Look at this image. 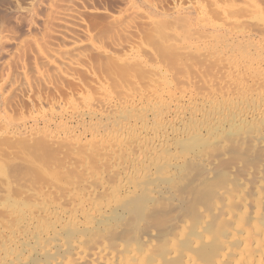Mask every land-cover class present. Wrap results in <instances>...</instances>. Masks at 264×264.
I'll list each match as a JSON object with an SVG mask.
<instances>
[{
  "label": "bare ground",
  "instance_id": "obj_1",
  "mask_svg": "<svg viewBox=\"0 0 264 264\" xmlns=\"http://www.w3.org/2000/svg\"><path fill=\"white\" fill-rule=\"evenodd\" d=\"M22 1L0 0L1 134L42 126L50 143L80 154L90 136L85 150L101 166L84 167L87 200H75L78 187L64 200L69 210L33 225L15 216L0 235V264H264V194L202 192L220 176L264 189V16L242 15H264V0H176L169 12L153 3L152 14L122 0L129 8L112 17L117 32L127 37L139 15L155 26L153 44L110 42L113 50L83 26L78 8L89 0ZM88 50L109 61L110 76L94 94L48 100L43 92ZM32 97L50 113L13 118Z\"/></svg>",
  "mask_w": 264,
  "mask_h": 264
},
{
  "label": "rangeland",
  "instance_id": "obj_2",
  "mask_svg": "<svg viewBox=\"0 0 264 264\" xmlns=\"http://www.w3.org/2000/svg\"><path fill=\"white\" fill-rule=\"evenodd\" d=\"M21 1L22 0H20V2ZM147 1L149 0H133V2L136 5H138L139 9L142 12L145 13L147 12L150 14L154 12L153 7H155V9L158 11L156 6L159 8V11L169 12L175 6L174 2H176V0H152V1L150 0L152 3L150 1L148 3ZM218 1L221 4L225 0H218ZM177 2L180 1L177 0ZM184 2L185 0H183L180 3L185 4ZM86 4L84 5V2L83 3L80 2L79 5L80 8L78 9H79L80 17L82 19V23L84 24L83 26L89 32V37H91V42L93 44L96 45L98 44L99 46L103 47L106 50H108L109 48H110L109 50H113L111 49L112 46H110L112 45L111 43L112 42L118 43V41L119 43L123 44L125 47L131 45L132 46L137 45L140 42L150 45L153 44L151 41V37L153 35V30L155 26L154 25L152 26L149 20L139 15L138 17L136 15L131 16L132 18L130 19L134 20L135 24L133 27L134 29H132L133 31L130 32V34L127 37H125L124 34H122L121 32L120 33L117 32L118 31L116 30L117 25L113 22L114 18L112 17H119L121 16L122 12L123 14L126 13V9L129 8V5H126V2H123L122 0H89L88 2H86ZM209 7L210 6L208 5V8ZM262 14L261 12L260 14L258 12L255 15H250V16L247 14H242V15H244V18L246 19L250 18L256 20L257 19L262 20L263 19L262 16H264ZM122 35H123V39H122ZM116 38H118V40ZM106 45L109 47H107ZM94 51L95 50L93 51L88 50L87 56L84 58V61H82V64L79 67V68L82 67L80 70H78L79 68H77V70L73 69L74 71H71L72 73L70 72L71 73L70 75L64 77V79L62 78L61 79L62 81L60 80L59 82H57L54 85V87L51 89V91L48 90L43 92V95H45V97L48 96L46 97L47 99L50 97L48 100L55 99L57 102L67 103L70 100V98L76 99L81 93L85 94L89 92L94 94L97 87L96 84L98 83V81H103L105 80V78H108L110 76L109 74H111L110 72L112 67V65L109 63L107 59L103 58L101 54L98 55L99 53L97 54V52ZM126 51L124 52V54L126 53ZM120 52L121 53H119V55L122 54L124 56L123 52L122 51ZM203 60H205V58ZM193 61L194 63H198L197 60H193ZM109 65H111V67ZM85 68L87 71L85 70ZM133 73L136 74V71H134ZM35 99H36L35 97L34 98L32 97L30 99L26 98L27 101L26 100H24L25 102L22 101L23 103L20 104L21 106L19 105L17 107V110L14 109V111L10 113L11 116L16 119L22 117L28 119L29 116L31 117L36 116L37 113L39 112L40 113L42 112L41 114L43 113L49 114L50 113V105L48 104L49 102L43 103L41 105ZM36 103H38L39 105ZM35 113L36 115H34ZM21 115L22 117H20ZM71 126L74 128V126L76 125L72 123ZM41 127L33 126L32 129H29L28 132L26 133L29 135L26 134H23V136L16 135L9 139L8 136L5 137L3 133L2 136L1 134L2 130L0 131V235H6V233H8L9 230L14 227L15 224L14 219L15 216L17 215H23L29 221L27 223L33 225V224H37L38 222H42L43 219H47L48 215L51 212H55L56 210H59L60 208H62L61 206H64L66 208L65 206L66 205L65 201L67 202V199L65 200L66 196L68 197L72 196V191L76 190V188L78 187L79 189L77 191H74L76 192V194L74 195L75 200L76 201L87 200L88 195L85 192V190L88 188L85 187L90 186L91 183L90 185L86 183L88 186L84 184V180L87 178L85 182L86 181L88 182L89 179V177H87L88 172L84 167L88 169L89 166H91V168H95V166L99 168L101 166V164L96 161V158L92 155V153H90L89 150L87 151L85 150L86 147L90 148L92 146L91 142L93 143V141L91 140L90 136L85 137L83 140L84 145L88 143L87 145H85L84 147L85 149L81 147L82 153H83V149L86 152V153L84 152L85 154L84 155V154H80L81 150L78 151L72 147H69V145L67 144L60 143L59 145H57V143L54 144L50 143L49 138L47 137L44 138L43 136L45 135L46 130L41 131V129H43ZM52 129L55 131V128L51 126L49 130L50 131L49 136H52L54 132ZM39 133L42 134L44 139L40 137L41 134L38 135ZM60 135L61 136L59 138H61L62 140L66 138V137L63 138L65 134L61 133ZM27 142L29 143L28 146L25 145V143ZM61 144H63L64 146L67 145V148L66 146L64 147ZM93 145H95V143H93ZM81 148H77V149H81ZM89 154L91 155V157ZM90 159L93 160V163ZM89 162L91 164H88ZM86 165L89 166L87 167ZM112 180H113L112 177L111 179L107 178V181H110L109 183H112L111 185H114L115 180L114 181ZM229 180L230 182H227ZM90 181L92 182L93 180L91 179ZM231 182H233V180L229 176L217 177L214 180L212 181L210 180L209 182H207L210 184L207 183L204 184L202 192L209 191L210 190L209 188L211 189L216 188L217 190L219 188L224 187L229 191L236 190L238 191L237 192L238 194L242 193L241 195H243V192H245L247 193L245 195H247L248 197L250 196L249 198L252 199L258 198L257 196L258 193H260V191L264 194V189L260 190L258 188L259 186H257V189H254L247 187L246 185L243 186V184L240 182L237 184L234 183L236 181L232 183L233 184L232 186ZM230 187H232L233 189L232 188L230 189ZM204 195L205 193L203 195L200 194L201 197L198 199L197 203H195L196 206H199L200 208L204 206V201H203V199H205ZM104 198L107 200L106 196H102L99 199L103 201L105 200ZM200 204L201 206L202 205L203 206L201 207ZM199 207H197L195 212L191 214L192 217L190 215L191 217L189 218L190 221L196 218L197 216L196 211L199 210ZM66 209L69 210L68 208ZM263 209H264V205H263ZM206 258L204 259L202 258L203 262L212 264V262H210V260ZM205 260L206 261L208 260L209 262H205Z\"/></svg>",
  "mask_w": 264,
  "mask_h": 264
}]
</instances>
